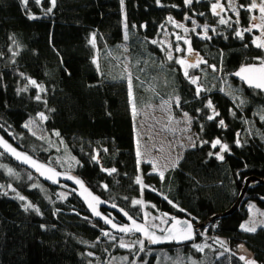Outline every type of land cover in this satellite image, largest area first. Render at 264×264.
<instances>
[{"label":"trees","instance_id":"trees-1","mask_svg":"<svg viewBox=\"0 0 264 264\" xmlns=\"http://www.w3.org/2000/svg\"><path fill=\"white\" fill-rule=\"evenodd\" d=\"M212 2L56 0L48 12L51 0H27L26 5L24 0H0V132L49 165L75 172L101 198L134 218L141 219L142 207L132 201L141 199L153 213L208 222L200 230L207 239L196 235L191 243L158 248L144 243V264H159L163 253L180 255L184 262L245 264L236 254L241 245L264 264V227L254 232L240 227L249 201L264 208V124L256 116L264 109V94L231 78L239 67L260 62L264 48L256 47L250 33L236 36L239 26L249 23L247 14L242 12L240 24L221 25ZM240 2L244 6L248 0ZM186 15L216 27L209 40L190 33L191 50L206 63L187 76L152 43L168 27V17ZM222 81L238 93L225 91ZM173 99L176 113L191 117L198 142L159 177L140 161L133 111ZM41 113L43 129L63 146L71 166L26 130L25 122ZM251 122L255 129L248 128ZM217 139L229 146L223 160L216 155L219 146L212 147ZM7 164L18 178L6 172ZM21 170L28 171L0 151V264H107L125 253L117 244L123 236L103 235L106 227L90 217L75 195L44 182L47 191H42ZM138 176L148 186L143 191ZM29 203L33 208L25 211ZM217 238L227 244L222 254ZM202 240L212 246L200 253L193 243Z\"/></svg>","mask_w":264,"mask_h":264},{"label":"rangeland","instance_id":"rangeland-1","mask_svg":"<svg viewBox=\"0 0 264 264\" xmlns=\"http://www.w3.org/2000/svg\"><path fill=\"white\" fill-rule=\"evenodd\" d=\"M259 1V0H258ZM219 2L223 11L220 12L219 17H223L225 20H228L230 23L236 22L237 19L240 24L242 20V12L247 14L249 17V23L243 28H251L254 23L253 17L256 18L255 23H260V12L251 9V0H248L246 5H242L240 0H231L232 5L238 10L239 16L235 11L229 9L228 4L229 0H213V4ZM240 6H243L242 8ZM219 11V10H218ZM188 17V19H186ZM171 18V20H169ZM168 27H165L157 41L159 47L162 49L164 56L169 60V53L172 56V59L180 60L184 59L186 62L184 64H179L183 69V72H187L190 74L191 71L194 70L193 67H189V64L198 63V60L201 59L199 55L191 51L189 52V43H185V40L188 41L190 33L195 35L200 39H205L204 37V25L207 23H201L197 21L195 18L191 16H185L183 19H175L172 17H168L167 19ZM192 21H195L193 24ZM208 25V24H207ZM226 25V24H221ZM171 27V28H169ZM240 30L241 26H239ZM195 28V31L192 29ZM218 28V27H217ZM187 29V31H185ZM212 29H216L215 26L209 25V29L207 30L208 40L214 33ZM251 34L252 41L261 35L260 28H254L252 31L247 32ZM177 36L181 37V39H177ZM179 47L180 51H176V48ZM121 50L123 51L124 45H122ZM125 56V55H124ZM200 64V63H199ZM127 67V65H126ZM128 70V69H127ZM221 88L225 91L230 92L233 95L237 90L233 87L230 82L222 81ZM177 103V99L173 100H163L158 103H153L146 105L142 108L135 109L133 111V116L135 120V128H136V140L139 151V158L141 162L149 163L151 166V172L157 174L159 177H162L168 169L176 166L178 161L180 160L182 153L184 150L193 147L198 142V136L194 132L192 128V119L187 114L185 116L184 112L176 113L175 104ZM256 116L260 122L264 124V109L257 111ZM43 121L40 115H38L34 119H28L24 126L27 124L28 127H25L26 130L37 137L45 147H51L58 152V160L62 161L68 167L71 166L72 159L70 156L64 152L63 146L59 143V141L55 138V136H49L45 130L43 129ZM254 123H249V129H255ZM34 133V134H33ZM220 148V145H218ZM220 153V150L219 152ZM11 169V173L9 172ZM5 170L8 174H12L14 178H18L15 173V170L7 164L5 166ZM21 173L24 178H27L29 181H33L32 185L40 188L42 191H47V188L44 186V183L35 177L29 171L21 170ZM141 200V199H140ZM241 200V199H240ZM142 213L140 221L144 222L145 220V212L149 213L148 223H155L159 225V228L155 229V231L160 232V228H165L167 224H163L160 220H153L152 217L161 216V213H153L150 211L148 205L142 200ZM239 202V200H238ZM248 216L242 222V224H248L249 227L254 226L255 229L259 227H264V208L258 207L253 201H249L247 203ZM208 222H205L202 228H206ZM202 228L200 230H202ZM243 230V229H242ZM245 231V230H243ZM196 235H200L203 238H206V234L204 231H199ZM117 244L120 246L121 240L125 243H131L136 241L134 236L132 235H122ZM206 236V237H205ZM207 239V238H206ZM139 240H142L139 238ZM109 242H116L114 239L109 238ZM215 245L221 248L219 254H222L226 248L227 244L225 239L217 238L214 239ZM199 245L203 248L202 251L197 250V248L193 247L194 250L202 253L206 248L210 245L206 240H202L200 242H194L193 245ZM125 250L124 254L114 256L110 260L107 261V264H144L145 260L141 257L140 245L135 244L133 247H121ZM236 254L241 257L244 256L245 260L254 261L249 254V252L241 245L237 248ZM245 260H242L245 263ZM159 264H199V262L189 259L188 262H184L180 255H175L174 257L168 256L167 254H162V261L158 262ZM254 264H258L254 261Z\"/></svg>","mask_w":264,"mask_h":264},{"label":"snow or ice","instance_id":"snow-or-ice-1","mask_svg":"<svg viewBox=\"0 0 264 264\" xmlns=\"http://www.w3.org/2000/svg\"><path fill=\"white\" fill-rule=\"evenodd\" d=\"M122 2H123V0H122ZM158 2H159V0H158ZM24 3L26 5L27 4V0H24ZM36 3H40V0H36ZM184 3L186 5H191L193 3V0H184ZM51 4H52V7L47 9L48 12H51L52 8L55 7L56 0H51ZM257 6H258L257 0H253V3L250 5L249 10L256 9ZM228 7L232 11L236 12L237 17L239 16V12L232 5L231 0H229ZM240 7L242 8L243 6H240ZM223 10L224 9H223L222 5L219 2L214 3L212 5V11H213V13L215 15L219 16L220 12L223 11ZM259 11L261 13L260 23L259 24L255 23L256 18L253 17L254 23L252 24V27L243 29L242 31H236V36L241 38V39H243V36H244L245 32H250L254 28H260L261 29V35L259 37H256L253 40V43L258 48H264V0H259ZM201 15H203V14H201ZM30 18H35V17H30ZM186 19H188V17H186ZM169 20H171V18H169ZM192 22H193V24H195V21H192ZM236 22L238 23L239 20L237 19ZM219 23L220 24H229V26H231L230 22L228 20H225L223 17H221L219 19ZM203 27H204V30H205L203 38L207 39L208 38L207 30L209 29V25L205 24ZM212 30L215 31V29H212ZM185 31H187V29H185ZM192 31H195V28L192 29ZM93 39H94V37H93ZM177 39L179 40V39H181V37L177 36ZM152 43H157V41L154 40V41H152ZM185 43H189V41L185 40ZM176 51L179 52L180 48L177 47ZM191 51L192 50L189 47V52L191 53ZM168 58L172 59V56H171L170 53H169ZM176 62L178 64H184L186 61L184 59H180V60H177ZM199 63H206V61H203L202 59H199L198 63L189 64V67H193V68L198 67ZM210 67H212L214 71L216 70V66L215 65H210ZM253 72L260 73V76L257 78V77H253V76H250V75H245L246 73H253ZM185 75L187 76L188 73L185 72ZM235 75L239 76L242 80H245L250 86H254L256 88L264 90V59H260V67L259 68L255 67V66L241 67V69L237 73H235ZM192 82L196 83V79H193ZM30 83L35 84V81H30ZM41 91H43L42 88H41ZM200 91H201V89L198 88L197 89V94H199ZM129 95H130V97L132 96L131 79L130 78H129ZM39 98L40 97L37 96V99H39ZM207 107H209V108L212 107L211 101L208 102ZM185 116H187L186 113H185ZM40 117H41V119H45V117L43 116L42 113L40 114ZM213 118H214L213 116H209L208 117L209 120H212ZM262 118H264V117H262ZM220 125L221 126L224 125V121L223 120L220 121ZM25 127H28V125L26 124ZM57 135H58V133H57ZM237 144H239V141H237ZM218 145H220V153H217L216 155H217L218 159L223 160L224 156L222 155V153L226 152L228 150L229 146L226 145V144L221 145V142H220L219 139H217V140L212 142V147L213 148H216ZM4 147L7 150L11 151L14 155H16L18 159H23V161L25 163H30L33 167H35L37 169V171H39L42 167H44L43 165H39L35 161H32L30 157H28L26 155H23L21 153H17L15 151V149H12L8 144L5 143ZM138 155H139V153H138ZM209 155H212V153H209ZM93 159H96V157H93ZM47 171L51 172L53 175H59V173H56L54 169L48 168ZM111 171L115 172V169H112ZM9 172L11 173V169H9ZM41 174H43V173H41ZM161 175H163V174L161 173ZM48 178L51 179L52 177L49 176ZM68 178L72 179V177H68ZM75 182L77 184H79L80 187L83 189V192L81 193L82 195L84 193H87V196L91 197V199L93 201H96V203H101V201H99L98 197L93 196L92 193L88 191V189L84 186L82 181L77 179ZM137 183H141V190L142 191H143L144 188L148 187L146 185H142V182H141L139 176L137 177ZM105 187H107V186H105ZM61 195H63V194H61ZM19 199H21L23 201L24 197L20 196ZM142 203H143L142 200H138V199H134L132 201V204L134 206L135 205H140ZM169 203H171V201H169ZM24 207H25V211H27L30 208H33V205L29 203V204H26ZM89 207H93L91 203L89 204ZM112 207L115 208L116 205L113 204ZM152 207H155V206L153 205ZM36 211H39V210L36 209ZM120 211L122 212V214L125 217L128 218L129 221H131V226L124 225V226H119L118 227V225L116 223H114L111 219H108L107 217H104L105 222L110 224L113 229H117L119 232H122V233H125V234L130 233V232L143 233L145 239L148 241L149 244H156V243L162 242L163 240L183 241V240H189V239L192 238L193 225L187 220L176 221L174 217H168V215L166 213L161 214V216H158V217H152L153 220H160V222L163 223V224H168L169 220L173 221L171 226L166 227V228H160L161 235H157L155 229L159 228V225H157L155 223H152V224L148 223V217L150 215L149 213L145 212V214H144L145 220H144L143 223H137L136 219H134L132 216H130L128 214V212L124 211L123 209H120ZM93 212H94V215H96V216H100L101 215L98 211L95 210V208H93ZM240 227H241V229H243L245 231H249V232H254L256 230L254 226L249 227L248 224H241ZM103 235L109 236L110 233L107 232V231H104ZM110 238L115 239V237H110ZM135 244H139L140 245V250L144 251V240H136V241H133L131 243H125L123 240H121L120 247H133ZM193 247L197 248V250H200V251L203 250V248L201 246H199V245H195L194 244ZM89 255H91V253H89ZM240 259L241 260H245V257L241 256ZM132 264H134V262H132ZM245 264H254V261L245 260Z\"/></svg>","mask_w":264,"mask_h":264},{"label":"water","instance_id":"water-1","mask_svg":"<svg viewBox=\"0 0 264 264\" xmlns=\"http://www.w3.org/2000/svg\"><path fill=\"white\" fill-rule=\"evenodd\" d=\"M252 3H253V0H251V4ZM257 4H258V6L254 10L260 12L259 11V1L258 0H257ZM262 59H264V56H263ZM248 66H255V67L259 68L260 67V62L245 64V65H243L241 67H248ZM241 67H239L237 70H235L232 73L231 78L233 80H235L236 82L241 83L244 87H246L248 89L256 90V91L264 94V90L256 88L254 86H250L245 80H242L239 76L235 75V73H237L241 69ZM245 75H250V76L258 78L260 76V73L253 72V73H246ZM5 143L8 144L12 149H15V151L17 153H21L23 155H26V156L30 157L32 161H35L36 163H38L39 165H43L44 167H42L39 171H37V169L35 167H33L30 163H25L23 161V159H18L16 155H14L11 151L7 150L4 147ZM0 151L7 158H9L14 164L25 168L26 170L31 172L34 176H36L38 179H40L45 184H47V185H49L51 187L64 189V190L72 193L73 195H75L77 197V199L83 204V206L85 207L86 211L89 213L90 217L93 220L98 221L102 225H104L106 227V231L107 232H112V233L117 234V235H137L142 240H144V243L147 245V247L158 248V247H161V246L167 245V244H173V245H176V246H180V245L191 243V242L194 241V239L196 237V234L199 233L200 229L203 227V225L205 223L204 222V223L194 224L191 220H189L186 217H178V216H175L173 214L164 212V213H166L168 215V217H174L176 221H184V220L189 221L193 225L192 238L189 239V240H183V241L163 240L162 242H159V243H156V244H149L148 241L145 239L143 233L130 232V233L125 234V233L119 232L117 229H113L110 224L106 223L104 217H107L108 219H111L114 223H116L118 225V227L119 226H124V225L131 226V221H129L128 218L125 217L122 214V212L120 211V209H123V208H121V207H119L117 205H116L115 208L112 207V205H113L112 203L108 202L107 200L101 198L98 194H96L86 184V182L78 174H76L75 172L67 171V170H59V169L49 165L48 163L38 159L34 155L30 154L26 150L20 148L16 144H14L10 139H8L6 136H4L1 132H0ZM48 168L54 169L56 173H59V175H53L51 172H48L47 171ZM41 173H43V174H41ZM49 176H51L52 178L49 179L48 178ZM68 177H72V179H69ZM77 179L82 181L84 186L88 189V191L91 192L93 196L98 197L99 201H101V203H96V201H93L91 199V197L87 196V193H84L82 195L81 193L83 192V189L80 187L79 184H77L75 182ZM241 198H242V196L239 198V202H240ZM239 202H237L236 205H234V207L237 206L239 204ZM90 203L92 204L93 207H89ZM93 208H95V210L98 211L101 215L100 216L94 215ZM124 211H126V210H124ZM115 215L119 216V218L116 217ZM134 219H136L137 223H143L142 221H140L137 218H134ZM172 223H173V221L169 220V222L166 225V227L171 226ZM156 234L157 235H161V232L156 231Z\"/></svg>","mask_w":264,"mask_h":264}]
</instances>
